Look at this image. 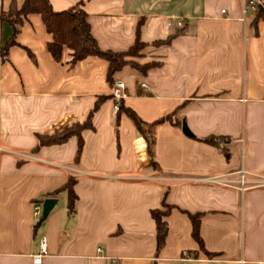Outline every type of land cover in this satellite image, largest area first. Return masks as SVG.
<instances>
[{
  "label": "crops",
  "instance_id": "0c3cea01",
  "mask_svg": "<svg viewBox=\"0 0 264 264\" xmlns=\"http://www.w3.org/2000/svg\"><path fill=\"white\" fill-rule=\"evenodd\" d=\"M49 1L56 11L83 1L102 50L126 51L138 38L146 43L138 63L159 65L113 75L127 87L122 104L143 121L140 131L124 110L114 113L107 62L88 57L69 67L66 49L56 62L40 15L28 16L20 45L9 48L8 61L0 54V264H264V184L242 191L236 182L241 169L264 179V19L257 10L242 15L247 0ZM23 2L0 0V11ZM10 34L0 21V47ZM100 96L80 151L78 136L38 145L39 134L85 121ZM208 136L221 139L212 145L202 140ZM70 176L72 212L64 188ZM210 177L220 180H203ZM47 197L56 203L34 224L33 204ZM162 200L172 209L156 254L150 211ZM187 213H202L200 236L213 255L192 238ZM42 237L46 253L34 263Z\"/></svg>",
  "mask_w": 264,
  "mask_h": 264
},
{
  "label": "trees",
  "instance_id": "16d2710c",
  "mask_svg": "<svg viewBox=\"0 0 264 264\" xmlns=\"http://www.w3.org/2000/svg\"><path fill=\"white\" fill-rule=\"evenodd\" d=\"M83 1L78 2L65 10L56 11L52 8L49 0H24L23 4L18 8L15 3H11L8 10L0 11V21L6 22L11 27L10 37L1 45L0 54L2 61H8V51L13 45H20L17 41V35L20 27L28 20L30 14H38L42 20L46 32L51 36L47 42L46 48L52 58L56 62H61L64 49L68 52L69 67H73L77 62L88 57H97L107 62L106 79L113 84V75L121 70L124 66H130L143 73L152 67L159 65L158 62L150 61L144 64H139L136 60L141 56V51L145 48L146 43L141 42L138 38L135 43L126 51L115 52L111 50H102L91 34L90 24L86 12L82 9ZM257 20L264 19V7H258L255 15ZM175 35H170L163 41H154L153 44H161L170 42ZM104 96H100L95 101L94 107L88 117L83 122H76L71 126L63 129L60 132L49 135H38V145H48L62 143L71 136H78V150L82 148L81 132L84 129H92V116L100 104ZM123 101L119 104L118 111L124 112L134 121L137 128L142 131L143 121L130 109L123 107ZM170 119V116L162 117L155 123L163 122ZM221 137L208 136L202 139L204 142L217 145ZM155 166V163H152ZM76 182L74 177H69L65 185L67 191V210H74V203L77 196L74 192L73 185ZM172 206L162 200L160 208H155L150 211L151 217L156 225V254L162 249L165 244V238L168 231L166 216L169 214ZM191 222V235L197 242L200 250L204 251L208 256L213 255L204 248L203 240L200 236V219L202 213H187ZM153 264H157L154 262Z\"/></svg>",
  "mask_w": 264,
  "mask_h": 264
},
{
  "label": "built area",
  "instance_id": "2783aa9c",
  "mask_svg": "<svg viewBox=\"0 0 264 264\" xmlns=\"http://www.w3.org/2000/svg\"><path fill=\"white\" fill-rule=\"evenodd\" d=\"M258 7H264V3L261 0H247L246 5L242 6V15L247 14L250 11H256ZM178 25H182V20L178 21ZM128 93H127V87L124 83L123 80L121 79H114L113 84H112V90H111V97L113 100V110L114 113L118 112L119 109V104L121 101L126 99ZM0 147V151H1ZM257 179H250L247 175V172L244 169H241L239 171V176L236 182L239 184V188L244 191L249 188L251 185H260L264 184V179L261 177H256ZM206 182H218V177H210V178H205L203 179ZM221 182L224 185L230 184L231 180L229 179H221ZM42 214V203L41 202H35L33 204V219H34V224H37L41 218ZM97 252L101 253L102 248L97 247ZM46 253V238L42 237L39 243V253L37 255L33 256V262L34 263H40L41 257L43 254ZM113 260H111L110 264H113Z\"/></svg>",
  "mask_w": 264,
  "mask_h": 264
},
{
  "label": "water",
  "instance_id": "95a60500",
  "mask_svg": "<svg viewBox=\"0 0 264 264\" xmlns=\"http://www.w3.org/2000/svg\"><path fill=\"white\" fill-rule=\"evenodd\" d=\"M182 131L184 134H186L188 136H192V133L188 129V126L186 125L185 122H182ZM41 203H42V214H41V218L39 220V223H41L42 221H44L47 218L48 214L53 209V207L56 203V198L47 197V198H44L41 201Z\"/></svg>",
  "mask_w": 264,
  "mask_h": 264
}]
</instances>
